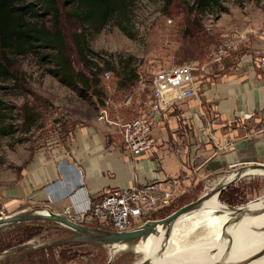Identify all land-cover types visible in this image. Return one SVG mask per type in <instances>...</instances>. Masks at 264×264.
Segmentation results:
<instances>
[{"label":"rangeland","instance_id":"374dc122","mask_svg":"<svg viewBox=\"0 0 264 264\" xmlns=\"http://www.w3.org/2000/svg\"><path fill=\"white\" fill-rule=\"evenodd\" d=\"M190 4L191 0H172L167 6H164L162 0H133L130 22L125 24L127 33L119 30L110 21L98 32L87 35L89 47L97 54L91 55L92 60L99 66L104 64L103 60L110 65L109 69H105L109 71L107 77L103 72L98 75L100 95L86 93L80 97L75 88L59 83L46 72L50 64L40 60L37 50L15 56L12 70L14 79L8 83H0L7 86L0 88V96L9 106V120L15 129L12 135L0 137V178L15 170V167L18 168L19 164L17 166L15 160L19 162L26 159L33 149L51 144L55 140L60 141L62 136H66L62 132H68L88 120H95L101 108L112 119L116 117L125 120L133 117L139 108L138 98L147 93L145 78L152 71L203 59L217 45L223 34L238 31L246 34L247 42L249 38L264 42V0H217L216 5L201 12L191 9ZM61 24L71 63L76 70H82L68 40V22L62 18ZM241 41L243 40L238 41L239 46L233 53L247 45V42L241 44ZM127 69L130 71L127 72ZM139 76L145 83L143 90L140 89ZM26 112L31 113L35 119L28 130L24 129ZM220 177L222 175L208 179L201 187V192L195 194L199 196L204 190L210 189ZM1 181L4 180L1 178ZM232 188L236 190L231 194L234 204H228L219 196L227 194ZM195 194L175 197L165 209L149 212V217L162 218L175 210L177 205L195 199ZM219 196L218 200L227 206L241 207L254 202L264 196V175L255 173L235 179L220 191ZM43 208L47 207L37 202H23L13 208L0 207V216L39 211ZM46 221L14 223V227L8 232H18L20 225L35 223L38 225L34 227H41V231L45 230V233L43 236L37 234L33 237L49 245L54 234L61 236L62 232L51 227V221L47 226ZM200 222L203 224L202 220L198 223ZM81 224L98 227L89 217ZM195 224L197 223L186 220L173 228L176 231L181 226L184 233L187 232L182 234L184 237H179L180 243H195L201 239L204 234L203 227L190 230ZM8 232L4 234H9ZM10 234L14 236L13 233ZM32 241L35 244L40 243L35 238ZM139 241L140 239L135 240L131 244ZM72 244L73 242L63 243L56 248L67 249L63 259H59L61 264H132L141 259L140 253L123 245L112 249L109 245ZM13 264L20 263L15 261Z\"/></svg>","mask_w":264,"mask_h":264},{"label":"crops","instance_id":"0c3cea01","mask_svg":"<svg viewBox=\"0 0 264 264\" xmlns=\"http://www.w3.org/2000/svg\"><path fill=\"white\" fill-rule=\"evenodd\" d=\"M261 43L249 38L246 46L223 61L222 69L202 81L199 103L188 98L170 105L151 129L150 150L135 155L125 153L119 128L91 119L62 132L66 136L60 141L41 145L26 159L15 160L18 168L1 177L4 181L0 178V207L37 202L56 212L63 207L81 210L105 189L149 180L163 186L167 176L179 179L175 197H188L199 194L208 179L227 170L243 164H264V134L249 132L264 105V83L255 59ZM68 162L80 168L81 188L75 186V175L62 176V164ZM146 219L152 218L148 214ZM12 227L1 228L0 237ZM51 227L62 235L54 234L49 245L31 237L1 250L0 261L20 263L22 258L27 264L40 247L50 248L56 257V248L63 244L58 241L75 234L54 223ZM44 231L38 235L43 236ZM32 238L40 243L35 244ZM75 244L79 245L73 241Z\"/></svg>","mask_w":264,"mask_h":264},{"label":"trees","instance_id":"16d2710c","mask_svg":"<svg viewBox=\"0 0 264 264\" xmlns=\"http://www.w3.org/2000/svg\"><path fill=\"white\" fill-rule=\"evenodd\" d=\"M171 1L162 0L164 6ZM216 4L217 0H191L190 8L201 12ZM132 6L133 0H0V83L14 79L12 70L15 56L37 50L40 60L50 64L46 72L59 83L75 88L80 97L86 93L100 95L98 75L109 69L110 65L103 60L104 64L99 66L92 60L91 55L97 54L89 47L87 35L98 32L110 21L127 33L125 24L130 22ZM62 18L68 22V40L82 70L74 68L66 51ZM132 78L135 76L132 75ZM6 87L0 84V88ZM24 117V129L28 130L35 119L29 112ZM9 118V106L0 96V137L12 135L15 130ZM235 191L232 188L227 193L229 196L220 194L219 198L234 204L231 194ZM35 223L20 225L18 232H10L14 236L10 233L2 235L0 251L39 234L41 227H34L38 225ZM66 250L60 248L54 257L50 248L40 247L32 253L31 261L27 259V264H61L59 259H63ZM19 262L24 264L22 258ZM13 263L0 261V264Z\"/></svg>","mask_w":264,"mask_h":264},{"label":"built area","instance_id":"2783aa9c","mask_svg":"<svg viewBox=\"0 0 264 264\" xmlns=\"http://www.w3.org/2000/svg\"><path fill=\"white\" fill-rule=\"evenodd\" d=\"M247 42L246 34L231 31L223 34L203 59L190 60L168 68L152 71L146 80L147 93L138 98L137 113L125 120L108 119L105 109L101 108L96 115L97 120L115 125L119 128L122 149L125 153L135 155L150 150L152 145L151 129L166 109L175 103L194 98L199 103V87L202 81L213 76L222 69L223 61L231 56L238 48V41ZM256 65L261 70V79L264 83V42L258 48ZM105 77L109 71H103ZM140 89L145 83L139 76ZM249 130L251 134H264V105L256 120L252 121ZM63 177L76 176L75 186L82 187V172L73 162L63 163ZM161 185L157 180H149L142 184L130 183L101 191L93 200H88L84 208L74 210L72 207H63L57 211L66 218L82 223L86 218L93 219L96 226L113 231L133 229L143 223L149 212L162 210L168 207L177 196L179 179L167 176ZM68 189L66 194L71 192ZM56 212V211H55Z\"/></svg>","mask_w":264,"mask_h":264},{"label":"bare ground","instance_id":"6f19581e","mask_svg":"<svg viewBox=\"0 0 264 264\" xmlns=\"http://www.w3.org/2000/svg\"><path fill=\"white\" fill-rule=\"evenodd\" d=\"M258 172L261 171L247 169L241 175ZM233 175L230 173L227 178ZM186 220L197 223L190 230L203 227L204 234L195 243H180L179 237L184 230L181 226L174 230ZM199 220L203 224L198 223ZM163 234H166L165 229L156 226L152 234L138 243L113 244L111 247H131L132 251L141 254V259L149 252L146 259L150 264H264V196L245 206L231 208L221 203L214 193L200 207L178 217L170 228L169 237Z\"/></svg>","mask_w":264,"mask_h":264},{"label":"water","instance_id":"95a60500","mask_svg":"<svg viewBox=\"0 0 264 264\" xmlns=\"http://www.w3.org/2000/svg\"><path fill=\"white\" fill-rule=\"evenodd\" d=\"M247 169H255L259 170L262 173L260 175H264V164L263 163H250L243 164L242 166H238L237 168L230 169L225 171L222 174V177L218 179V181L212 186L210 189L204 190L202 194L197 196L195 199L188 201L175 210L171 211L166 216L159 219H148L141 223L139 226L125 231H113L108 229H102L99 227H89L87 225L74 222L65 216L61 215L58 212L50 210L48 208H43V210L39 211H28L21 213H10L6 215L0 216V229L13 225L18 222H28L31 220H47L51 221L54 224L59 225L61 228L66 229L67 231L75 234L74 237L70 238H61L59 243H67V242H79V243H91L94 245H109L113 244H131L135 240H141L144 237L152 234L155 231V227H163L165 229L166 234L170 231L171 226L174 224L175 220L181 215L187 214L198 207H200L204 200H206L212 194H216L217 198L222 189H224L228 184L232 183L235 179L242 177V172ZM233 173L234 175L231 178H227V176ZM257 173V174H258ZM227 178L226 180H223ZM223 180L224 182H222ZM222 183H221V182ZM221 183V184H220ZM205 189V187L203 188ZM230 206V205H229ZM231 208H237L238 206H230ZM132 264H150L148 259H139ZM220 264V263H217Z\"/></svg>","mask_w":264,"mask_h":264}]
</instances>
